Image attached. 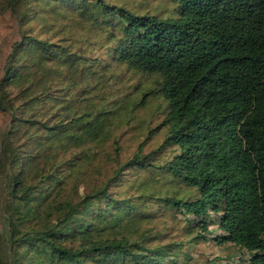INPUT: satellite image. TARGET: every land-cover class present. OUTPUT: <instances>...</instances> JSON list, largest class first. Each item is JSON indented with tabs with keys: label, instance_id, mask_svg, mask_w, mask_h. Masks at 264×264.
Listing matches in <instances>:
<instances>
[{
	"label": "trees",
	"instance_id": "obj_1",
	"mask_svg": "<svg viewBox=\"0 0 264 264\" xmlns=\"http://www.w3.org/2000/svg\"><path fill=\"white\" fill-rule=\"evenodd\" d=\"M5 13L0 264H188L202 245L264 264V0Z\"/></svg>",
	"mask_w": 264,
	"mask_h": 264
},
{
	"label": "rangeland",
	"instance_id": "obj_2",
	"mask_svg": "<svg viewBox=\"0 0 264 264\" xmlns=\"http://www.w3.org/2000/svg\"><path fill=\"white\" fill-rule=\"evenodd\" d=\"M17 32L18 24L15 17L10 13L0 15V73L3 67L4 58L9 51L10 45L17 38ZM1 121L2 116L0 115V123ZM130 137L131 133L129 132H126L122 136L121 145L124 151L121 155V159L130 155L134 149L135 142L131 140ZM102 170L104 173L105 168L101 167L100 173ZM90 172L91 171H89V173ZM96 178H100V175L93 173L88 180L90 182ZM207 262H209L208 264H247L245 262V255L237 253L235 249L229 245L221 248H217L212 245H202L193 251L192 260L188 264H206Z\"/></svg>",
	"mask_w": 264,
	"mask_h": 264
}]
</instances>
